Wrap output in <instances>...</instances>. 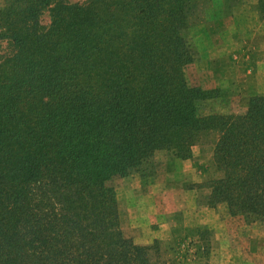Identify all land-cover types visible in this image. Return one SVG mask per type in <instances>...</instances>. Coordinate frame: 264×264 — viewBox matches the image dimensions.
Listing matches in <instances>:
<instances>
[{
    "label": "trees",
    "instance_id": "trees-1",
    "mask_svg": "<svg viewBox=\"0 0 264 264\" xmlns=\"http://www.w3.org/2000/svg\"><path fill=\"white\" fill-rule=\"evenodd\" d=\"M208 0H6L0 40V264H165L124 236L112 181L188 160L215 133L209 208L264 227V96L203 115L189 40ZM227 8L242 0H223ZM48 11L47 27L40 23ZM264 19V0H256Z\"/></svg>",
    "mask_w": 264,
    "mask_h": 264
},
{
    "label": "rangeland",
    "instance_id": "rangeland-1",
    "mask_svg": "<svg viewBox=\"0 0 264 264\" xmlns=\"http://www.w3.org/2000/svg\"><path fill=\"white\" fill-rule=\"evenodd\" d=\"M195 21L187 80L218 91L200 113L243 114L250 97L264 96V19L257 15L256 0L233 8L208 0ZM49 22L46 11L40 23ZM10 54V45L0 40V61ZM216 140L215 133L201 137L188 160L157 155L155 173L144 181L136 174L112 181L124 236L138 245L155 243L165 264H264L263 225L231 216L223 205L205 204L207 185L222 177L213 162Z\"/></svg>",
    "mask_w": 264,
    "mask_h": 264
}]
</instances>
